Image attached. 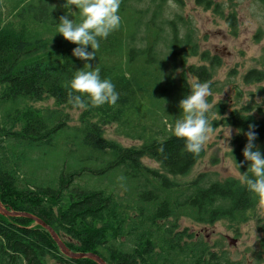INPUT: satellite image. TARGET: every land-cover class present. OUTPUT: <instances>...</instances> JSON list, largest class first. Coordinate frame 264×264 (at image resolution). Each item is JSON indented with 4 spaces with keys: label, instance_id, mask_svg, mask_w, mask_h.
<instances>
[{
    "label": "trees",
    "instance_id": "trees-1",
    "mask_svg": "<svg viewBox=\"0 0 264 264\" xmlns=\"http://www.w3.org/2000/svg\"><path fill=\"white\" fill-rule=\"evenodd\" d=\"M256 1L264 7V0ZM64 2L0 0L1 205L45 223L71 253L95 254L105 264H243L181 227L182 220L204 226L226 222L236 232L261 205L237 178L202 173L191 182L175 180L188 176L204 156L203 150L182 151L183 140L171 131L181 118L179 102L190 93L188 76L209 82L216 92L213 79L222 66L219 57L200 53L190 20L180 13L165 16L173 4L182 8L184 0H120V27L99 40L90 62L114 84L119 99L115 105L89 104L86 110L69 102L68 83L84 62L72 56L77 45L56 34L59 18L68 11L74 12L69 19L80 21L78 9L67 10ZM196 4L224 15L213 0ZM226 23L236 36L237 16L231 14ZM198 57L202 66H188L189 59ZM243 82L263 83L264 67L249 70ZM82 99L87 103V97ZM48 100L54 108L32 107ZM69 110H80L78 126H70ZM252 111L249 105L231 109L220 101L208 113L212 130L237 131L229 157L240 176L247 164L239 169L236 163L244 159V133L250 125L264 153V111L259 107L257 117ZM114 124L121 135L141 144L123 147L106 138L105 128ZM69 129L80 132L83 145L99 154L95 160L101 168H75L67 158L50 169L47 149ZM145 159L159 168L146 166ZM117 172L122 179L112 189L91 190L83 178L85 173L106 178ZM261 245L264 250V239ZM0 264L97 263L65 256L35 221L0 213Z\"/></svg>",
    "mask_w": 264,
    "mask_h": 264
},
{
    "label": "rangeland",
    "instance_id": "rangeland-1",
    "mask_svg": "<svg viewBox=\"0 0 264 264\" xmlns=\"http://www.w3.org/2000/svg\"><path fill=\"white\" fill-rule=\"evenodd\" d=\"M213 2L222 5L223 16L215 14L213 9L206 11L197 6L196 0H184L182 8L173 4L165 16L173 17V14L176 13L184 15L186 20L191 21L196 31L200 53L209 52L211 56H217L222 61V66L217 70V75L213 79L218 91H210V96L207 98L208 102L210 101V109L222 101L231 106V109L249 105L253 108L252 114L255 117L260 116L259 107L264 111V82L248 86L244 84L243 77L249 70L264 67V7L256 0H213ZM231 14L237 16L238 32L236 36L232 35L231 29L226 23V19ZM163 46L164 44H162ZM203 64L200 57L191 58L188 61V66H202ZM181 73L182 69H179L178 80ZM188 82L191 85L198 80L189 75ZM9 106L13 109L16 107L13 104ZM32 107L35 109L54 108V102L48 100L33 104ZM80 113V110H69L71 127L79 125ZM119 129L117 124L106 127L105 137L120 143L123 147L141 144L139 141H133L121 135ZM236 134L237 131L231 127L221 126L212 130L210 138L203 148L204 156L188 176L178 177L175 180L180 184L191 182L202 173H215L221 180L240 179V174L229 157L233 137ZM47 151L49 156L45 162L53 171L59 168L67 158H70V166L75 168H101L95 160L99 154L86 148L83 145L82 134L72 129L62 133L54 146L48 148ZM44 153L45 150L42 151V155ZM143 163L153 169L159 168L157 163L149 159H145ZM83 178L86 186L91 190L112 189L113 183L122 179L120 172L111 173L106 178L92 177L91 174L85 173ZM120 185L123 186L122 181ZM128 186L131 185L128 184ZM250 217H252V213ZM263 221L264 205H260L251 220L240 226L236 232L226 222H220L214 226H204L182 220L181 227L182 229L187 228L197 238L204 239L216 250L226 251L233 262L264 264V250L261 245V241L264 239V232L261 231ZM61 242L63 243V241Z\"/></svg>",
    "mask_w": 264,
    "mask_h": 264
},
{
    "label": "clouds",
    "instance_id": "clouds-1",
    "mask_svg": "<svg viewBox=\"0 0 264 264\" xmlns=\"http://www.w3.org/2000/svg\"><path fill=\"white\" fill-rule=\"evenodd\" d=\"M63 6L67 10L75 6L80 21L69 19L68 15L73 16L74 12L68 11V15L59 18L56 34L77 45L72 56L84 62V68L76 71L68 83L69 102L74 108L85 110L89 104L92 107L115 105L119 94L114 84L107 78L102 79L99 69L93 68L90 62L96 59L99 40L107 39L120 27V0H65ZM209 96V82H196L190 85V93L179 102L181 118L175 120L171 131L172 135L183 140L184 152L199 154L210 138ZM82 97H87V103ZM244 135L247 139L242 150L244 159L236 166L240 169L247 164V169L241 174L240 182L258 197L259 204L264 205V153L254 143L257 136L253 126L250 125Z\"/></svg>",
    "mask_w": 264,
    "mask_h": 264
},
{
    "label": "water",
    "instance_id": "water-1",
    "mask_svg": "<svg viewBox=\"0 0 264 264\" xmlns=\"http://www.w3.org/2000/svg\"><path fill=\"white\" fill-rule=\"evenodd\" d=\"M0 213L3 214L6 217H26L29 218L33 221L36 222V224L42 226L43 228H45L52 236V238L54 239V241L58 244V246L60 247V249L62 250V253L67 256L68 258L71 259H89V260H93L95 261L97 264H105L98 256H96L95 254H73L71 253L67 247H65V245L60 241L59 237L56 235V233L52 230V228L48 227L45 223H43L42 221H40L39 219L33 217V216H29L26 214H20V213H11L8 212L2 205L0 202ZM234 244V242H232Z\"/></svg>",
    "mask_w": 264,
    "mask_h": 264
},
{
    "label": "bare ground",
    "instance_id": "bare-ground-1",
    "mask_svg": "<svg viewBox=\"0 0 264 264\" xmlns=\"http://www.w3.org/2000/svg\"><path fill=\"white\" fill-rule=\"evenodd\" d=\"M49 99V98H48Z\"/></svg>",
    "mask_w": 264,
    "mask_h": 264
}]
</instances>
